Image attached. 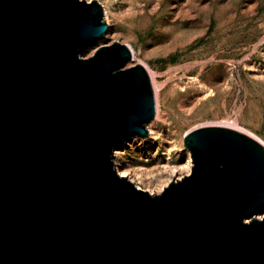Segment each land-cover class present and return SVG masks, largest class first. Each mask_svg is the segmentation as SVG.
I'll use <instances>...</instances> for the list:
<instances>
[{
    "label": "water",
    "instance_id": "1",
    "mask_svg": "<svg viewBox=\"0 0 264 264\" xmlns=\"http://www.w3.org/2000/svg\"><path fill=\"white\" fill-rule=\"evenodd\" d=\"M98 0H0V264H264V144L185 134L191 172L153 193L115 147L150 134L151 75Z\"/></svg>",
    "mask_w": 264,
    "mask_h": 264
},
{
    "label": "rangeland",
    "instance_id": "2",
    "mask_svg": "<svg viewBox=\"0 0 264 264\" xmlns=\"http://www.w3.org/2000/svg\"><path fill=\"white\" fill-rule=\"evenodd\" d=\"M98 1L109 29L82 55L125 43L128 65L144 64L156 89L150 134L115 147L121 173L161 192L191 172L184 137L203 125L233 127L264 144V0Z\"/></svg>",
    "mask_w": 264,
    "mask_h": 264
},
{
    "label": "bare ground",
    "instance_id": "3",
    "mask_svg": "<svg viewBox=\"0 0 264 264\" xmlns=\"http://www.w3.org/2000/svg\"><path fill=\"white\" fill-rule=\"evenodd\" d=\"M105 35H106V34H105ZM131 52H132V51H131ZM132 57H133V55H132ZM131 59H132V58H131ZM131 59H130V60H131ZM128 62H129V61H128ZM128 62H127V64H128ZM151 77H152V76H151ZM154 91H155V93H156V89H155V87H154ZM155 95H156V94H155ZM155 99H156V96H155ZM156 114H157V104H156V113H155V117H156ZM155 117H154V118H155ZM154 118H153V119H154ZM153 119H152V120H153ZM148 124H149V123H148ZM209 125H217V124H209ZM203 126H204V125H203ZM148 129H149V128H148ZM149 131H150V130H149ZM187 132H188V131H187ZM187 132H186V133H187ZM122 174H123V175H128L127 170L124 169L123 172H122ZM128 176H129V175H128Z\"/></svg>",
    "mask_w": 264,
    "mask_h": 264
}]
</instances>
